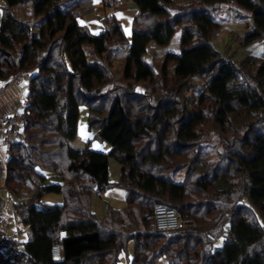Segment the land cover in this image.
<instances>
[{"label": "trees", "instance_id": "trees-1", "mask_svg": "<svg viewBox=\"0 0 264 264\" xmlns=\"http://www.w3.org/2000/svg\"><path fill=\"white\" fill-rule=\"evenodd\" d=\"M4 2L0 82L30 77L24 136L31 141L11 146L5 185L18 195L41 180L17 209L31 235L24 244L30 264H118L130 241V264L161 257L169 264H264V57L226 59L211 44L222 28L214 14L227 7L251 15L243 46L264 41V0H191L176 8L174 0H130L137 14L129 43L115 15L93 34L81 21L86 0ZM21 7L28 9L24 17ZM178 31L180 52H168L159 66L149 63V45L165 47ZM117 45L126 47V88L106 91L112 74L106 59ZM188 91H198L197 98ZM81 103L108 153L73 145ZM212 130L226 145L215 160L200 151ZM110 158L121 165L114 186ZM84 179L90 184L79 193L76 183ZM111 186L128 192L127 205L109 207L99 221L92 195ZM50 193L62 195L63 204H43ZM157 203L196 225L159 232ZM62 230L63 257L54 260Z\"/></svg>", "mask_w": 264, "mask_h": 264}, {"label": "rangeland", "instance_id": "rangeland-1", "mask_svg": "<svg viewBox=\"0 0 264 264\" xmlns=\"http://www.w3.org/2000/svg\"><path fill=\"white\" fill-rule=\"evenodd\" d=\"M190 1L191 0H174L175 2L174 7L176 8L177 6H179V4L189 3ZM116 11L117 10L115 9L109 10V13L117 14ZM18 12L20 16L24 17L26 16L28 9L21 7L19 8ZM214 18L222 24V28L214 35V37L212 38L211 44L214 47V49L220 52L224 58L235 59L236 61H242L248 56H255L259 59L264 57V41H260V42L253 43L251 45L243 46V42L245 40L247 33L253 29V21H252L251 15L247 11L243 9L234 8V7H227L223 9L221 12L214 14ZM121 19L124 24V28H125L128 40L131 41L132 22L128 20L129 18L122 17ZM180 39H181V31H178L172 38L171 42L165 47H161L155 43H151L148 47V53L146 55V60L149 63H152L153 65L159 66L160 64L163 63V60L168 52H173V53L180 52ZM86 50L88 52V56L90 60H93L92 48L87 47ZM125 50H126L125 46L117 45L113 48V52H111V55H109L106 59V65L112 73L110 83L105 89L106 91H112L113 87L126 88V83L123 80V70H124V65H125L123 57H124ZM25 78L27 79L24 81L25 82L24 88L20 86V83L16 84L17 85V96L15 97L16 110L15 112H13V115H21L25 113L26 108L23 105V102L26 100V97H27L28 88L26 86L28 85L30 77L23 76L21 78H18V79H25ZM11 81L12 79H9L7 82L2 81L0 82V86L3 85L5 89L6 87L5 84H9ZM13 81H17V78L16 79L14 78ZM138 89H140V87H138ZM13 90L14 89L12 88L10 89V96L13 93ZM2 93L3 92L1 91L0 95ZM186 95L188 96V98H192V97L197 98L198 91L196 92L188 91ZM171 99H174V95L170 96V98L166 100H171ZM2 115H9V114H0V117ZM89 119H90V108L86 103H81L79 126H78V136L76 140L74 141L73 145L79 149H84L89 145L90 149L94 151L108 153L111 150V146L107 142L97 139L96 135L99 131V128L96 124L90 125ZM27 123H28V119H27ZM22 142L28 145H30L31 143V141H29L28 139L26 140V135L24 136V133L22 137ZM225 146L226 145H224V140L218 136L217 132L215 133L212 130L209 133L207 140L201 143L200 151L208 152L210 154V157L215 160V159H218L220 155L225 153V148H226ZM235 148L236 146L233 145L232 149H235ZM9 150L13 151V148L11 147ZM120 175H121V165L115 159L110 158L109 160V180L112 183V186H114V183L119 181ZM182 177L183 176L180 175V177L175 178L174 181L176 183H181ZM52 181L57 182V181H61V179L55 178V179H52ZM77 183L80 184L82 186L81 188L83 189L84 184H87V183L90 184V181L88 179H84L83 181H77ZM4 186L5 184L3 185V187ZM112 186L109 188L110 190L115 188ZM36 189H37V186L35 185V183L29 184L28 187L26 186L23 189V191L18 194L19 196L16 194H11L10 191L4 190L2 194V198L4 201V206H6V209H5V215H7L6 217L9 216V210H10L9 208L12 207V204L16 205L18 203L17 201L19 198L25 200L26 196L27 195L31 196V194L35 193ZM77 191L79 193L84 192V190L80 191L78 188H77ZM108 193L109 192L106 191V192H102L100 195H97L95 193H93L92 195V210L95 213L99 221L103 220L108 213L107 203L105 202V196L108 195ZM63 201L64 199L62 195H59L56 193H50L44 197V199L42 200V203L51 204V205H60V204H63ZM9 204L11 205V207ZM12 213L13 212L11 211V214ZM230 215L231 214H229V216L227 215L228 220L230 219ZM7 220H9V218H7ZM194 224L195 223H191L189 224V226L194 225ZM26 238H27L26 234L23 235V238H21L22 243L25 242L24 239ZM223 241H224V237H220L216 241L217 243L216 248L221 247V245L223 244Z\"/></svg>", "mask_w": 264, "mask_h": 264}, {"label": "built area", "instance_id": "built-area-1", "mask_svg": "<svg viewBox=\"0 0 264 264\" xmlns=\"http://www.w3.org/2000/svg\"><path fill=\"white\" fill-rule=\"evenodd\" d=\"M130 0H106L105 5L110 8H118ZM4 91L3 85L0 86V92ZM27 125V113L21 115H2L0 117V134L3 136L1 146L5 149V154L0 158V264H30L27 252L19 236L23 233L24 224L18 211L14 209V226L16 236L8 233V220L5 215V206L2 198V190L5 178V162L9 156V149L22 141L24 128ZM35 185H41V180L37 179ZM76 187L82 191L81 185L76 183ZM82 189V190H81ZM108 191L107 188L95 190V194L100 195ZM154 220L156 229L159 232H168L183 229L190 223L183 220L181 214L174 207L157 203L154 207ZM67 237V231H60L58 239L51 248V256L54 260H61L63 257L62 242Z\"/></svg>", "mask_w": 264, "mask_h": 264}, {"label": "crops", "instance_id": "crops-1", "mask_svg": "<svg viewBox=\"0 0 264 264\" xmlns=\"http://www.w3.org/2000/svg\"><path fill=\"white\" fill-rule=\"evenodd\" d=\"M88 1L87 4L82 6V13L83 16L81 17V21L82 23H84L93 34H100L101 32L104 31V26L102 24V19L107 15H115L117 17V19L119 20V22L121 23L124 32L126 34L125 28H124V24L122 22V17L125 18H129L128 20L130 22H132L133 24V20L137 14V7L133 2H128L126 4H124L121 7L118 8H110L108 6L105 5V1L106 0H86ZM127 1V0H124ZM5 2L4 0H0V24H1V20H2V14H3V8H4ZM117 10V14H111L109 13V10ZM101 30V31H99ZM99 32V33H98ZM127 36V35H126ZM128 38V37H127ZM130 41L128 40V43ZM25 79H17V81H11L9 84H6V87L3 91V93L0 95V114H13V112H15L16 110V106H15V97L17 96V83H20L21 87H25ZM27 87V86H26ZM14 89L13 93L10 96V89ZM23 105L26 107L27 105V100H25L23 102ZM2 135L0 134V143L2 140ZM5 154V149L1 146L0 144V158ZM52 180V179H51ZM58 182V181H57ZM5 184V178H4V182ZM6 186V185H5ZM3 187L2 190V194L4 192V190L8 191V189L6 187ZM29 186V185H28ZM27 186V187H28ZM107 192L108 195L105 196V202L107 203V208L109 209V207L113 208V209H124L127 205V195L128 192L120 187H115L112 190H108ZM10 193V192H9ZM13 194V193H11ZM34 194V193H33ZM33 194H31V196L27 195L26 199H18V203L16 205L12 204V207L10 205L11 208H9V216L7 218H9L8 220V233L16 236V231H15V226H14V209H18V206L26 201H28ZM19 196V195H18ZM91 208H92V202H91ZM6 209V206H5ZM11 211L13 212L11 214ZM18 211V210H17ZM93 211V210H92ZM19 213V212H18ZM13 215V216H12ZM20 215V214H19ZM7 216V215H6ZM26 234V239H24V243L28 242L31 238L30 232L29 230L25 227L23 230V233L19 236L20 240L21 238H23V235ZM22 242V240H21ZM22 244V245H23ZM24 246V245H23ZM133 255H134V242L130 241L129 245H128V249L125 250L124 252H122L120 254L119 257V263L118 264H130L131 260L133 259ZM169 264L168 260L166 259V257H161L158 261L157 264Z\"/></svg>", "mask_w": 264, "mask_h": 264}]
</instances>
